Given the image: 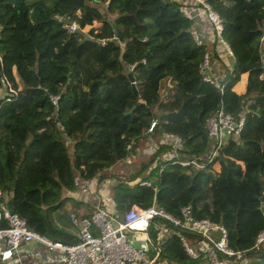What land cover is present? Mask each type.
Listing matches in <instances>:
<instances>
[{"label":"trees","instance_id":"trees-1","mask_svg":"<svg viewBox=\"0 0 264 264\" xmlns=\"http://www.w3.org/2000/svg\"><path fill=\"white\" fill-rule=\"evenodd\" d=\"M207 2L221 20L218 39L230 50L224 47L230 64L220 75L206 71L217 86L199 71L206 52L210 67L214 60L200 31L199 45L191 35L197 16L180 10L200 4L0 0V200L6 195L29 229L78 242L69 230L73 220L60 209L82 180L104 182L118 161L149 144L138 170L111 177L115 213L154 202L179 217L189 206L195 218L222 225L228 247L244 254L219 262L264 264V243L254 245L264 230V0ZM67 22L78 28L69 31ZM243 74L245 90L237 93ZM220 107L243 125L206 160L212 148L206 122ZM163 133L181 138L175 151ZM192 158L203 166L178 162ZM164 225L156 218L145 231L155 264H210L199 251L191 257L180 240L190 237L196 249L201 239L173 226L165 237Z\"/></svg>","mask_w":264,"mask_h":264},{"label":"built area","instance_id":"built-area-1","mask_svg":"<svg viewBox=\"0 0 264 264\" xmlns=\"http://www.w3.org/2000/svg\"><path fill=\"white\" fill-rule=\"evenodd\" d=\"M187 1L202 6L200 11L205 14L213 31L219 35L222 28L221 20L211 10L207 0ZM180 10L188 18H193L198 13L186 6H182ZM64 27L69 31L78 28L74 22H67ZM190 32L196 44H201L202 37L198 29L193 27ZM219 41L230 53L227 45L222 40ZM260 41H264V29ZM208 69H210V54L206 52L199 64V71L202 73L204 81H211L217 86L218 80L211 78L206 73ZM51 99L53 102L56 100L55 97H51ZM157 122V118L150 121L149 132L155 130ZM242 125V118L234 119L230 114L225 113L221 107L215 114L211 115L206 122V127L208 136L212 141V148L205 156L206 160L212 159L218 149L232 135L239 134ZM163 136L171 142L173 151L181 143V138L173 133H163ZM197 159H179L178 162L182 165L193 164L202 167L203 163ZM1 196L0 193V198ZM6 201L7 196L3 194V199L0 200V264H21L20 247L23 243L39 244L45 248L51 255L49 257L51 264H155L157 257H150L147 251L135 247L133 245L134 237L128 235L127 232H145L156 218L163 219L168 223V225L160 227V232L165 237L170 236L169 226H173L186 229L201 239L196 250L184 237L180 238L185 251L191 257H196L199 251L203 253L210 264H218L220 256L225 255L240 261L244 255L243 252L234 251L228 247L226 230L222 225L206 218H195L189 206H183L180 210L181 215L174 217L154 202L147 207L134 204L123 212L121 219H118L115 213H110L105 207L98 205L89 216L76 219L70 215V219L73 220L77 228L78 242L67 244L59 240H52L29 229L24 219L7 207ZM261 243H264V230L256 236L254 245Z\"/></svg>","mask_w":264,"mask_h":264},{"label":"rangeland","instance_id":"rangeland-1","mask_svg":"<svg viewBox=\"0 0 264 264\" xmlns=\"http://www.w3.org/2000/svg\"><path fill=\"white\" fill-rule=\"evenodd\" d=\"M99 8L102 11L104 10L103 6H99ZM212 37H213V39L211 41L204 40L208 44L209 48H212L213 46L217 47L218 44H220L221 46L223 45L219 41L218 36H217V34L214 31H213ZM213 41H214V43H213ZM263 56H264V49H263ZM245 84H246V75L243 74L241 76L240 80L238 81V83L234 86L235 87L234 89L237 92L241 93V92H243L245 90ZM9 89H10V84H9ZM2 93H3V88H2V86H0V96L2 95ZM150 148L151 147H149V144H148L144 148H140L139 149V151H141V153L139 155H137V156H129V157H127V158H125V159H123L121 161H118V163L112 167L111 171L108 170L106 174H108V176L110 177V176H115V172H116V174H121L124 177H127L126 175H128L131 172H135L136 170L139 169V167H140V165L142 163H146L147 162V157L149 155V149ZM69 152H70V155H71V150L70 149H69ZM145 173H146L145 171L142 172V174H145ZM107 179L110 180V178H107ZM105 182L106 181L101 182V183L98 182V181H91L90 183H91L92 188L94 190L99 191V194H101V196L105 198L104 202H107L108 198L109 197L111 198V194H110V192L108 193L109 189H107V186L104 187ZM83 183L84 182H81V184H79L78 190L81 189V191L84 192L85 189L88 190V187H87L88 185L86 183H84V184ZM83 185H85V186L83 187ZM109 185H110V183L108 184V186ZM78 190L76 192L72 193L73 198L68 200L65 203V205L62 207V209H60V211H59L60 215L69 214V216H70L71 212H75L78 209V206L80 205L79 204L80 201L77 199ZM107 206H110V205H107ZM113 209H114V207H113ZM122 216H123L122 211L117 213V218L118 219H121ZM74 227H75V229L71 228L69 230H71V232L77 234V228H76L75 224H74ZM127 234L130 235V236H133L135 238H139L141 236L140 235V231L127 232ZM186 240H187V242L191 243L190 237H187ZM26 244H29V243H23L21 245V247H20L21 264H51L46 259L47 257H51V255L46 251L45 248H43L39 244H33V246H31V247L26 246ZM149 246H150V248H152L151 245H149ZM230 263L242 264V262H238V263L230 262ZM16 264H19V263H16ZM158 264H167V263L166 262H162V263H158Z\"/></svg>","mask_w":264,"mask_h":264},{"label":"crops","instance_id":"crops-1","mask_svg":"<svg viewBox=\"0 0 264 264\" xmlns=\"http://www.w3.org/2000/svg\"><path fill=\"white\" fill-rule=\"evenodd\" d=\"M196 11H198V13H197V21H196L195 26L200 31L204 40L211 41L213 39V37H212L213 31H212L211 25L208 22V20L206 19L205 14L202 13L200 11V9H196ZM213 43H214V41H213ZM262 46L264 49V41H262ZM209 52L213 56V60H214V63H213L214 65L212 67H210V70H211L210 72H212L214 74L217 73L220 75L222 73V68H223L222 64L223 63L230 64V57L226 55V52L224 50V46L223 45L221 46L220 44H218L217 47L213 46L212 48H209ZM237 93H240V92H237ZM111 169L109 171H111ZM115 176L116 177H124L121 174H116V172H115ZM111 177L112 176H110V180H108V179L105 180L106 182H105L104 187L107 186V189H109L108 184L111 183V181H112ZM91 181H95V180H90V181L82 180V182H84L88 185L87 186L88 190L85 189V191L83 192L80 189L77 192V199L80 201V203H79L80 205L78 204L79 205L78 209L75 212L70 213V215H73L74 217H76V219L85 217V214H87V213H92L95 210L96 206H98V205L105 207L107 209V211L110 213H115V210L113 209L114 204H113V202H111L112 201L111 198L109 197L108 201L104 202L105 198L102 197L101 194H99V191L94 190L92 188L91 183H90ZM84 186L85 185H83V187ZM108 193H109V191H108ZM107 205H110V206H107ZM140 235L141 236L139 238L134 237V240H139V241L144 240V241H146L147 245H149L147 242L146 232L140 231ZM33 244L34 243H29V244H26V246L31 247V246H33ZM46 259L49 261L50 258L47 257ZM218 264H233V263L221 261Z\"/></svg>","mask_w":264,"mask_h":264},{"label":"water","instance_id":"water-1","mask_svg":"<svg viewBox=\"0 0 264 264\" xmlns=\"http://www.w3.org/2000/svg\"><path fill=\"white\" fill-rule=\"evenodd\" d=\"M128 77H129V80L131 82L133 92L136 94V88L134 86V78L130 73L128 74ZM131 110H132V107L128 111H126V113H129ZM133 245L137 248H141L142 250L147 251V243L144 240H142V241L134 240Z\"/></svg>","mask_w":264,"mask_h":264}]
</instances>
